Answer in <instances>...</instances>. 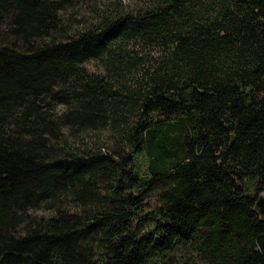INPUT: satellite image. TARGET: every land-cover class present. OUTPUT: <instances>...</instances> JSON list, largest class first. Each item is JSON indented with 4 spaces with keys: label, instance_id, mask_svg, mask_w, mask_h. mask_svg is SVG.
<instances>
[{
    "label": "trees",
    "instance_id": "16d2710c",
    "mask_svg": "<svg viewBox=\"0 0 264 264\" xmlns=\"http://www.w3.org/2000/svg\"><path fill=\"white\" fill-rule=\"evenodd\" d=\"M260 195L264 0H0V264H264Z\"/></svg>",
    "mask_w": 264,
    "mask_h": 264
},
{
    "label": "water",
    "instance_id": "95a60500",
    "mask_svg": "<svg viewBox=\"0 0 264 264\" xmlns=\"http://www.w3.org/2000/svg\"><path fill=\"white\" fill-rule=\"evenodd\" d=\"M255 207L258 211V213L264 217V196L263 195H260L257 200H256V203H255Z\"/></svg>",
    "mask_w": 264,
    "mask_h": 264
},
{
    "label": "rangeland",
    "instance_id": "374dc122",
    "mask_svg": "<svg viewBox=\"0 0 264 264\" xmlns=\"http://www.w3.org/2000/svg\"><path fill=\"white\" fill-rule=\"evenodd\" d=\"M99 2L102 1V0H98ZM125 2H129V0H124ZM96 2V1H95Z\"/></svg>",
    "mask_w": 264,
    "mask_h": 264
}]
</instances>
